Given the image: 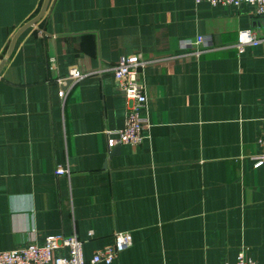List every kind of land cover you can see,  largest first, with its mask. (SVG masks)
Listing matches in <instances>:
<instances>
[{
	"label": "crops",
	"instance_id": "obj_1",
	"mask_svg": "<svg viewBox=\"0 0 264 264\" xmlns=\"http://www.w3.org/2000/svg\"><path fill=\"white\" fill-rule=\"evenodd\" d=\"M42 3L0 0V251L76 235L88 260L130 231L109 264H221L242 249L264 264V41L237 45L264 17L195 0H50L9 53ZM124 56L143 59L136 145L116 139ZM71 67L89 74L63 101Z\"/></svg>",
	"mask_w": 264,
	"mask_h": 264
},
{
	"label": "built area",
	"instance_id": "obj_2",
	"mask_svg": "<svg viewBox=\"0 0 264 264\" xmlns=\"http://www.w3.org/2000/svg\"><path fill=\"white\" fill-rule=\"evenodd\" d=\"M197 3L207 2L211 5L247 6L256 16L264 17V0H195ZM199 38L197 42H200ZM264 41V30L250 28L240 30L238 34V48L243 51L246 46H257ZM54 63L55 58H50ZM143 64L140 56H124L116 63L113 74L117 85L129 101L124 127L117 131V141L122 144H140L145 137L147 118L143 110L147 104L146 84L139 77V68ZM89 72H83L78 67H71L66 76L57 79L59 85L58 95L64 101L73 86ZM264 144V135L260 138ZM264 160L261 156L255 166H260ZM57 175H70L68 166L59 165ZM133 238L130 231H117L114 241L97 249L90 259L83 254L84 241L76 235L49 234L45 242L29 244L11 250L0 251V264H97L111 263L118 254L132 245ZM221 264H258L256 260L247 255L246 250L238 253L235 262Z\"/></svg>",
	"mask_w": 264,
	"mask_h": 264
},
{
	"label": "water",
	"instance_id": "obj_3",
	"mask_svg": "<svg viewBox=\"0 0 264 264\" xmlns=\"http://www.w3.org/2000/svg\"><path fill=\"white\" fill-rule=\"evenodd\" d=\"M49 1L50 0H43V3L41 5V8L39 10V12L36 14V16H34L32 19H30L29 21H27L23 26H21V28L17 31V33L14 35V37L12 38V41L10 43V46H9V53L12 51L14 45H15V42H16V39L19 35V33H21L24 29H26L27 27L33 25L35 22H37L45 13L47 7H48V4H49ZM0 69H1V65H0Z\"/></svg>",
	"mask_w": 264,
	"mask_h": 264
}]
</instances>
